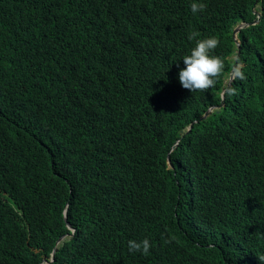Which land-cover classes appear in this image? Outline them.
I'll list each match as a JSON object with an SVG mask.
<instances>
[{"label": "trees", "instance_id": "1", "mask_svg": "<svg viewBox=\"0 0 264 264\" xmlns=\"http://www.w3.org/2000/svg\"><path fill=\"white\" fill-rule=\"evenodd\" d=\"M256 1L0 0V264H40L65 209L55 264H264V0L221 95ZM209 36L225 70L191 92L182 57Z\"/></svg>", "mask_w": 264, "mask_h": 264}, {"label": "clouds", "instance_id": "2", "mask_svg": "<svg viewBox=\"0 0 264 264\" xmlns=\"http://www.w3.org/2000/svg\"><path fill=\"white\" fill-rule=\"evenodd\" d=\"M153 2H160L166 0H152ZM207 5L205 3H197L193 2L191 4V11L193 14H196L199 11L205 10ZM261 4L256 1L254 6V13L256 18L252 21H241L235 24L234 27V39L237 45V50L230 55V59L232 62L234 61V66L231 70H227L225 72V79H224V88L222 90V97L225 98V95L231 96L235 94V89L232 87H228L232 85L235 79L244 80L246 76L243 72L245 63L239 61V52L241 50V32L244 28L256 26L259 24L261 20ZM112 34H118L116 31H113ZM199 35L198 32H193L189 34V40L195 39ZM219 40L215 36H209L204 39L196 40L195 47L191 49L190 54L185 55L182 57L184 67L179 71V81L183 88L190 90L191 92L196 91H207L208 89L215 86L217 82V78L224 73L225 70V62L221 58V56L215 54V49L219 46ZM169 55V54H161L159 57ZM129 99L130 95H128ZM147 95L137 96L136 98H141ZM222 106H213L209 110L206 111L204 117L210 115L215 108L220 109ZM210 111L209 114L207 112ZM193 124L188 127V130H191ZM178 143V142H177ZM176 143V144H177ZM169 167L173 168V163L170 158L168 157ZM2 194V198L4 200H14L13 194L8 191L0 192ZM16 215L12 216L14 219L24 218L21 209L16 205L15 207ZM65 220L67 222L68 229L72 231V233H67L62 235L57 240V245L54 247L53 252L48 256L44 257L43 261L40 264H55L56 263V254L58 253L59 249L62 245H65L67 241L72 240L76 233V227H74L68 221V210L65 209L64 211ZM19 235L23 238L33 240L36 236V233L33 227L28 223L25 219L21 225L18 226ZM260 250L264 252L262 238L260 237ZM151 248V243L149 239L145 238L141 241L136 240H129L128 241V250L130 252H141L142 254H147ZM261 262H264V257H259Z\"/></svg>", "mask_w": 264, "mask_h": 264}, {"label": "water", "instance_id": "3", "mask_svg": "<svg viewBox=\"0 0 264 264\" xmlns=\"http://www.w3.org/2000/svg\"><path fill=\"white\" fill-rule=\"evenodd\" d=\"M209 113H210V111L207 112V114H209Z\"/></svg>", "mask_w": 264, "mask_h": 264}]
</instances>
